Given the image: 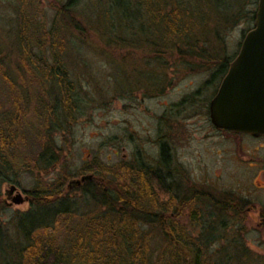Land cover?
Listing matches in <instances>:
<instances>
[{
    "label": "rangeland",
    "instance_id": "rangeland-1",
    "mask_svg": "<svg viewBox=\"0 0 264 264\" xmlns=\"http://www.w3.org/2000/svg\"><path fill=\"white\" fill-rule=\"evenodd\" d=\"M65 1L0 0V108L10 106V87L1 76L5 69H15V33L21 17L48 29ZM134 1L141 3L136 10L150 28L145 35L133 23L131 30L116 25L110 32L103 22L107 0H80L75 7L85 30L67 34L71 50L66 57L78 109L67 126L52 135L59 159L47 169H36L33 162L39 152L34 101L26 109L25 135L14 153L20 170L9 174L10 180L0 179V264H18L23 237L16 224L35 209L30 192L36 185L60 182L66 205L84 212L90 209L88 200L81 189L73 190L80 184L70 185L80 180L83 165L97 159L113 171L137 162L155 167L161 143L169 150L168 171L179 183L180 195L196 191L205 196L202 201L233 200L237 205V215L218 216L212 207L203 208L202 223L195 227L187 211L178 220L191 234H203L216 260L225 256L230 263L241 264L238 256L250 264H264V190L259 189L264 186V173L259 174L264 139L222 134L211 124L208 112L223 77L213 75L217 63L236 56L253 28L257 0H150V8L157 7L153 12L159 16L180 14L177 39L159 24L146 23V8L140 0ZM101 37H110L112 43L108 46ZM201 49L206 56L198 57ZM25 79L29 97H40L38 85ZM12 187L15 190L9 194ZM16 195L22 204H12Z\"/></svg>",
    "mask_w": 264,
    "mask_h": 264
},
{
    "label": "trees",
    "instance_id": "trees-1",
    "mask_svg": "<svg viewBox=\"0 0 264 264\" xmlns=\"http://www.w3.org/2000/svg\"><path fill=\"white\" fill-rule=\"evenodd\" d=\"M79 1L63 2L48 29L34 27L31 20L21 17L22 23L15 33V69H5L1 76L9 85L11 96L9 108H0L2 182L20 170L14 153L17 143L23 142L26 109L32 101L33 113L39 122L36 129L39 152L34 166L47 169L58 162L59 149L52 135L64 129L78 109L76 84L66 56L71 50L67 34L71 30L78 33L85 30L75 10ZM139 2L147 10L146 23L159 24L164 33H173L174 39L181 37L179 13L164 15L162 12L159 16L161 13H156L155 5L156 8H150V0ZM106 3L103 22L109 25L110 32L116 25L131 30V23L138 25V33L150 32L141 12L136 10L141 9V3L131 0H107ZM100 35L104 36V32ZM101 39L108 46L112 43L110 37ZM202 56L206 52L201 49L198 57ZM219 60L213 75L220 78L232 60ZM25 77L38 85L40 97H29ZM169 154L167 146L161 143L160 161L155 167L137 162L122 164L113 171L97 159L83 165L78 174L87 179L73 190L81 189L88 200L85 203L90 209L84 212L66 205L60 182L36 185L30 192L35 209L32 207L19 217L16 224L23 237L17 250L18 264H238L237 261L230 263L225 256V260H219L220 257L216 260L209 253L203 234H191L178 220L187 211L188 221L195 227L202 223L203 208L209 206L218 216L229 212L237 215L235 201H202L205 196L196 191L181 196L179 183L171 177V170L168 171ZM119 177L125 180L118 181ZM236 257L241 264L251 263Z\"/></svg>",
    "mask_w": 264,
    "mask_h": 264
},
{
    "label": "water",
    "instance_id": "water-1",
    "mask_svg": "<svg viewBox=\"0 0 264 264\" xmlns=\"http://www.w3.org/2000/svg\"><path fill=\"white\" fill-rule=\"evenodd\" d=\"M211 124L218 130L264 136V0H257L253 28L240 43L208 105ZM86 177L71 181L79 185ZM87 179V178H86ZM15 190L12 187L9 194ZM24 201L20 195L12 204Z\"/></svg>",
    "mask_w": 264,
    "mask_h": 264
},
{
    "label": "flooded vegetation",
    "instance_id": "flooded-vegetation-1",
    "mask_svg": "<svg viewBox=\"0 0 264 264\" xmlns=\"http://www.w3.org/2000/svg\"><path fill=\"white\" fill-rule=\"evenodd\" d=\"M224 76V75H223ZM223 78V77H222ZM222 78H221V80H222ZM221 80H220V82H221ZM218 87L219 86H217V88H216V91H217V89H218ZM216 91H215V93H216ZM215 93H214V95H215ZM212 99V98H211ZM210 102V101H209ZM209 105V104H208ZM215 130H217V131H219V132H221L222 134H228V133H231V134H233V135H244V136H247V137H250V138H253V139H255V140H258V139H264V136H259V137H253V136H251L250 134H242V133H234V132H230V131H226V130H218V129H216L215 128ZM262 167V168H261ZM260 167V169H262L261 171H259V174L260 173H264V166L262 165ZM260 190H264V186H262V187H260L259 188ZM224 201H228V200H224ZM229 201H233V200H229ZM263 225H264V217H262V222H261Z\"/></svg>",
    "mask_w": 264,
    "mask_h": 264
}]
</instances>
